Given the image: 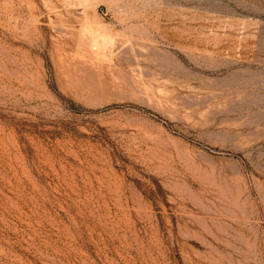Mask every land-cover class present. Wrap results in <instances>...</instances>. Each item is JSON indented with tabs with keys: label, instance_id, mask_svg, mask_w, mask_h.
<instances>
[{
	"label": "rangeland",
	"instance_id": "obj_1",
	"mask_svg": "<svg viewBox=\"0 0 264 264\" xmlns=\"http://www.w3.org/2000/svg\"><path fill=\"white\" fill-rule=\"evenodd\" d=\"M0 264H264V0H0Z\"/></svg>",
	"mask_w": 264,
	"mask_h": 264
}]
</instances>
